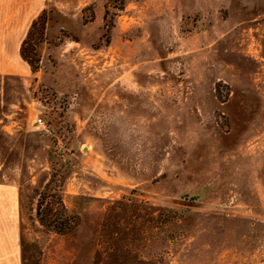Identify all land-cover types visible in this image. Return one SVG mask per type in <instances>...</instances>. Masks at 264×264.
Listing matches in <instances>:
<instances>
[{
    "label": "rangeland",
    "instance_id": "374dc122",
    "mask_svg": "<svg viewBox=\"0 0 264 264\" xmlns=\"http://www.w3.org/2000/svg\"><path fill=\"white\" fill-rule=\"evenodd\" d=\"M43 2L36 72L0 60V264H264V0Z\"/></svg>",
    "mask_w": 264,
    "mask_h": 264
},
{
    "label": "trees",
    "instance_id": "16d2710c",
    "mask_svg": "<svg viewBox=\"0 0 264 264\" xmlns=\"http://www.w3.org/2000/svg\"><path fill=\"white\" fill-rule=\"evenodd\" d=\"M35 26L36 23L33 24V27ZM32 36L33 33L30 31L27 34L26 40L21 45L20 55L32 67L33 71L36 72L39 57L34 53V49L31 51L27 47ZM65 173L66 170H63L62 167L52 173L44 190L40 193L36 209V216L40 225L59 235L72 233L79 225V218L71 215L62 201L61 194L65 184V177L63 175Z\"/></svg>",
    "mask_w": 264,
    "mask_h": 264
},
{
    "label": "crops",
    "instance_id": "0c3cea01",
    "mask_svg": "<svg viewBox=\"0 0 264 264\" xmlns=\"http://www.w3.org/2000/svg\"><path fill=\"white\" fill-rule=\"evenodd\" d=\"M44 0H0V25H5L0 35L1 63L13 67L19 64L20 49L27 32L45 9Z\"/></svg>",
    "mask_w": 264,
    "mask_h": 264
},
{
    "label": "built area",
    "instance_id": "2783aa9c",
    "mask_svg": "<svg viewBox=\"0 0 264 264\" xmlns=\"http://www.w3.org/2000/svg\"><path fill=\"white\" fill-rule=\"evenodd\" d=\"M42 122H43L42 119H39V120H38V123H39V124H42Z\"/></svg>",
    "mask_w": 264,
    "mask_h": 264
}]
</instances>
